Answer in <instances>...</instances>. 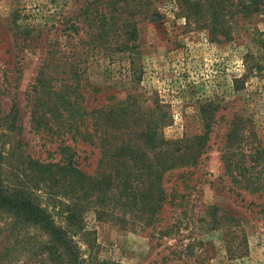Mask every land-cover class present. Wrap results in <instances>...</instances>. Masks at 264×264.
<instances>
[{"label": "rangeland", "instance_id": "rangeland-1", "mask_svg": "<svg viewBox=\"0 0 264 264\" xmlns=\"http://www.w3.org/2000/svg\"><path fill=\"white\" fill-rule=\"evenodd\" d=\"M91 2L0 0L2 108H18L14 135L35 158L57 160L60 139L35 131L28 94L50 62V41L59 38L65 54L62 36L74 34L68 30L71 23L84 25L79 12ZM155 6L162 18L138 22L133 48L115 51L101 44L92 49L86 43L89 27L79 31L82 41L78 36L74 41L89 49L79 71L86 105L107 106L136 92L151 114L164 105L162 111L169 116L161 126L169 139L199 134L206 125L204 115L214 112L209 148L187 177L177 179L183 169L167 177L166 190L175 198L163 206L156 224L124 226L99 220L92 209L84 226L94 247L82 240L79 245L87 256L121 264H264V194L234 185L221 158L226 133L234 124L245 134L252 127L264 144V10L254 16L240 14L226 38L211 34L205 25L198 27L176 3L158 1ZM50 63L47 70L54 66ZM4 130L0 122V151L10 145ZM76 148L80 166L93 172L99 148L88 142H77ZM214 217L226 219L216 223ZM10 222L11 216L0 210V264H39L40 243L47 235Z\"/></svg>", "mask_w": 264, "mask_h": 264}, {"label": "trees", "instance_id": "trees-1", "mask_svg": "<svg viewBox=\"0 0 264 264\" xmlns=\"http://www.w3.org/2000/svg\"><path fill=\"white\" fill-rule=\"evenodd\" d=\"M158 1L178 4L188 20L226 38L240 14L248 17L264 10V0H94L86 4L79 12L84 25L80 26L81 21L71 23L68 30L74 34L62 36L67 52L61 54L59 38L50 41L52 48L46 57L50 56L54 66L47 70L49 62L46 70L41 68L28 94L35 131L51 140L60 139L57 160H41L23 149L14 135L18 108H2L4 91L0 85L2 134L10 143L8 150L0 151V210L11 216L10 224L32 227L47 235L40 243L39 264H121L84 254L81 240L90 249L94 247L91 232L84 226L85 214L93 209L99 220L153 226L160 220L163 206L175 198L174 192L166 190L167 177L182 169L177 179L187 177L209 148L214 112L204 115L206 125L199 134L169 139L161 126L169 116L167 110L162 111L164 105L151 114L136 92L107 106L86 105L79 71L88 48L80 45L79 31L89 27L86 43L92 49L101 44L114 46L115 51H123L128 45L133 48L137 46L138 22L162 18L155 6ZM76 36L80 40L74 41ZM242 129L234 124L226 133L221 149L224 171L234 185L264 194V144L252 127L247 134ZM77 142L99 148L93 172L80 166ZM213 219L221 223L226 218Z\"/></svg>", "mask_w": 264, "mask_h": 264}]
</instances>
